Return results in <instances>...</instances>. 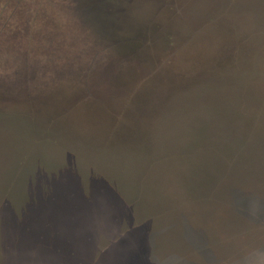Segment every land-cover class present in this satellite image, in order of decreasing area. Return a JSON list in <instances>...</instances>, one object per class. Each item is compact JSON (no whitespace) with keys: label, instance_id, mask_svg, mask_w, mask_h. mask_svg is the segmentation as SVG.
<instances>
[{"label":"water","instance_id":"water-1","mask_svg":"<svg viewBox=\"0 0 264 264\" xmlns=\"http://www.w3.org/2000/svg\"><path fill=\"white\" fill-rule=\"evenodd\" d=\"M35 1L0 0L1 7L10 3V19L0 26V110L10 114L0 116V185L36 135L30 114L38 124L57 119L60 130L79 141L100 145L113 134L115 154L98 157L89 149L76 150L98 161L107 175L126 181L150 168L154 158L197 147L205 142L200 136L219 134L223 121L240 108L244 80L235 79L219 91L199 81H189L191 90L180 91L173 83L195 69L204 79L207 73L238 75L229 63L216 64L226 59L227 46L239 31L247 39L239 50L240 66L253 54L259 72L250 103L264 94V0H44L36 10ZM24 36L32 45L20 49ZM168 54H173L169 67L134 94ZM164 93L171 95L166 102ZM222 102L226 106L219 109ZM126 107L118 123L116 116ZM32 156L30 172L42 176L82 172L76 160L53 147L35 149ZM58 161L70 171L56 169ZM176 167H154L152 182L160 176L174 179ZM21 209L10 205L6 215L18 224L13 215ZM192 216L197 218L195 211ZM213 219L209 225L216 223ZM194 221L190 226L197 240L211 236L210 230L195 229Z\"/></svg>","mask_w":264,"mask_h":264},{"label":"trees","instance_id":"trees-1","mask_svg":"<svg viewBox=\"0 0 264 264\" xmlns=\"http://www.w3.org/2000/svg\"><path fill=\"white\" fill-rule=\"evenodd\" d=\"M242 34H233L226 59L216 64L229 63L239 69L238 75L207 73L204 79L195 69L173 83L180 91L191 90L189 81L219 91L243 79L240 108L223 121L219 134L200 136L205 142L197 147L154 158L150 168L130 181L107 175L98 161L77 151L89 149L98 157L115 154L113 134L100 145L79 141L67 137L57 119L38 124L30 114L29 126L36 135L0 185V264H264V94L250 103L259 72L253 54L240 66L239 50L247 45ZM171 55L157 60L134 94L169 67ZM164 94L162 102L171 97ZM126 110L116 116L118 123ZM0 116L10 114L0 110ZM40 147L66 153L82 172L61 178L30 172L32 155ZM169 163L177 166L175 178L167 181L160 176L152 182L153 168ZM239 166L244 167L243 174ZM55 168L70 171L65 162H56ZM40 188L44 189L35 191ZM106 189L113 197L103 195ZM16 204L22 208L13 215L18 224L6 215ZM194 211L197 218L199 212L198 219L193 218ZM211 218L217 221L209 225ZM192 220L195 229L210 230L211 236L197 240ZM223 225L228 227L219 233Z\"/></svg>","mask_w":264,"mask_h":264},{"label":"rangeland","instance_id":"rangeland-1","mask_svg":"<svg viewBox=\"0 0 264 264\" xmlns=\"http://www.w3.org/2000/svg\"><path fill=\"white\" fill-rule=\"evenodd\" d=\"M44 0H38L37 2L35 1V3L32 5V7L36 10V8L38 9L37 4H41L44 3ZM36 6V7H35ZM10 8V3H5L2 5V7L0 6V26L2 24V22H8L9 15L10 12L8 11V9ZM10 10V9H9ZM0 31H3L2 27H0ZM1 34V33H0ZM32 43L30 44V39H28L26 36L23 37V40H19V46L21 47L20 49H24V48H29V46H31Z\"/></svg>","mask_w":264,"mask_h":264}]
</instances>
